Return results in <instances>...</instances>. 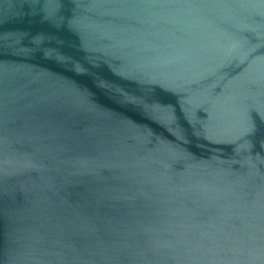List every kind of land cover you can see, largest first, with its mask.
Masks as SVG:
<instances>
[{
	"label": "water",
	"instance_id": "obj_1",
	"mask_svg": "<svg viewBox=\"0 0 264 264\" xmlns=\"http://www.w3.org/2000/svg\"><path fill=\"white\" fill-rule=\"evenodd\" d=\"M0 264H264V0H0Z\"/></svg>",
	"mask_w": 264,
	"mask_h": 264
}]
</instances>
